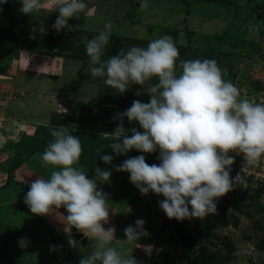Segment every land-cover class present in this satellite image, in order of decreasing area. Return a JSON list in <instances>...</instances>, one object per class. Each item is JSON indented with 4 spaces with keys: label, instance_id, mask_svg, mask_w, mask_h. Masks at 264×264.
<instances>
[{
    "label": "rangeland",
    "instance_id": "rangeland-1",
    "mask_svg": "<svg viewBox=\"0 0 264 264\" xmlns=\"http://www.w3.org/2000/svg\"><path fill=\"white\" fill-rule=\"evenodd\" d=\"M85 2L88 5L86 10L92 9L93 13L91 15L84 13L82 24L75 25L77 30L74 32L52 30L49 24L55 21L46 17L47 15L43 20L37 21L38 16L35 13L46 11L25 14L23 19L17 16L15 24L11 17L17 11L21 12L20 0H8V3L0 5V66L7 64L5 59L9 49L20 44L21 33H26L31 38H39L42 35L45 38L50 31H54L55 37H60L54 44L55 52L48 48L51 52L41 49L40 52L30 55L26 50L18 49L20 57L6 65L7 69L4 72L6 77L0 76V264H79V259L89 254L79 241L75 247L70 246L69 239L76 240L73 232L77 230L71 228L65 214L53 209L52 213L46 216L34 215L24 203V196L29 189L12 180L15 178L25 180L30 185L37 177L50 178V171L53 169L41 165L38 153L28 157L19 169L13 170L10 167L15 143L20 141L21 135L32 134L38 124L55 123L52 127H65L68 116H73L75 120L73 117L69 119L71 128L76 127L75 131L82 133L86 140H90L88 136L94 132L99 134L101 131L112 132L115 129L120 122L113 120L112 117L127 109L125 98L133 97L134 100L149 102L150 97L146 92L139 96L135 95L137 89H142L140 85L133 84L125 93L120 94L116 89L105 85L104 78L93 77L89 72V57L86 54L85 43L81 40L83 36L93 38L89 33L102 31L105 23L111 21L113 31L109 41L111 44H108L115 49L111 56L117 55L120 50L127 52L132 46L145 47L146 43L164 35L171 36L179 49L181 45L186 44L184 30L191 31V42L193 39L197 40V43L193 44L197 52L207 37L215 40V34L229 36L231 40L225 47L228 53L223 59L221 54L220 57L216 56V61L219 66L228 67L230 74L235 76L231 81L240 90L242 99L258 103L262 102L259 99L264 97L262 93L264 17H260L262 21H259V18H246L244 15L238 17L243 11L249 13L253 4L264 5V0H228L229 3L226 4L222 2L216 4L212 0H146V8L134 6L143 0H85ZM236 5L240 7H237L238 13L233 16ZM49 15L51 13H48ZM29 19H34L39 27L30 28L27 25ZM49 20L51 22L48 23ZM11 24L13 27L19 25L21 29L23 27L22 32L19 34L18 29H9ZM43 26L44 34L40 31ZM5 28L8 29L4 30ZM5 31L13 33L16 40L4 37ZM176 31H181L178 38L175 37ZM257 31H263L259 38L256 36ZM250 36H255L254 40L249 41L247 38ZM114 40L118 42L114 44ZM205 55L202 56L200 52L197 54L201 60L208 57ZM109 57L110 55L105 53L102 60ZM153 81H150L149 85L154 84ZM257 87L262 89L257 96L259 98L249 93V90H255ZM16 93H20V96L14 97ZM124 127L126 129L135 127L138 131H143L137 122L129 123L126 117ZM51 140L53 138L48 144ZM90 153L93 155L92 149ZM141 154L145 156L149 165L159 163L156 159L158 152L149 154L136 151L134 156ZM122 162L112 161V164L108 165L97 157L87 165L86 163L83 166L77 165L90 178L96 179L98 187L108 194L109 223L102 226L105 229L114 227V235L118 239L110 246L115 247L123 257L131 255L137 264H158L183 258L185 253L179 237L182 240L187 237L194 239L199 232L192 229L190 222L168 219L158 205V201L164 199L162 195L151 191L147 195H142L130 182L128 172L115 171L112 166ZM95 167L112 169L110 183H105L95 173ZM21 169L23 172H20ZM235 175L236 172L231 169L230 176L234 178ZM240 177L234 188L242 190L247 185V178L243 175ZM251 184L256 186L257 181L251 180ZM233 191L234 189L218 198L217 204L234 216L237 225L212 226L218 237L210 236L198 242L195 248L204 245L209 250L215 251L220 248L223 252L220 240L225 237L235 245L233 257L228 264H264V251L257 250L253 242L246 239L247 235L261 236L262 233L253 230L252 218L234 209L235 200L229 197ZM260 201L264 202V193L260 196ZM251 211L254 213V209L251 208ZM254 218H259V215L254 213ZM137 219L145 221L143 228L149 230L150 234L142 236L136 242L128 241L124 235V228L134 226ZM165 220L170 222L169 229L164 228ZM195 220L203 233L206 232L207 227L203 224L209 223V219L205 217L202 220L198 218ZM178 231L181 234H178ZM21 237L30 241L26 247L19 246L18 240ZM87 237L90 246L94 248L96 239L90 234ZM139 243L153 245L151 253L139 252L137 250ZM50 245L60 247L50 250Z\"/></svg>",
    "mask_w": 264,
    "mask_h": 264
},
{
    "label": "clouds",
    "instance_id": "clouds-1",
    "mask_svg": "<svg viewBox=\"0 0 264 264\" xmlns=\"http://www.w3.org/2000/svg\"><path fill=\"white\" fill-rule=\"evenodd\" d=\"M5 3L8 0H0V5ZM46 3L48 13L58 12L52 25L57 32L76 31L69 21L79 19L88 8L85 0H20L19 10L31 14ZM140 7H147L146 0ZM40 31L43 34L44 29ZM112 31L113 23L108 21L93 38H81L90 74L104 78L105 85L120 94L133 84L140 85L143 91L137 89L135 95L146 92L150 99L147 103L133 100L124 112L116 113L112 119L120 123L112 132H104V139L110 141L108 148L116 155L126 156L130 150L158 152L159 161L149 165L141 154L112 167L117 172H128L130 182L142 195L150 191L162 195L164 199L158 205L168 219L202 220L209 214L217 215L218 198L233 190L240 179L239 174L230 176L235 160L230 153L243 155L250 166H259L264 157V102L242 99L238 87L224 79L226 70L215 59H180L179 49L169 35L102 60ZM154 78L158 82L149 85ZM125 117L129 123L137 122L143 131L133 127L131 135H126ZM50 134L53 140L40 154L41 165L53 169L50 178L32 180L24 203L39 216L63 207L71 228L96 239V246L79 259V264H137L131 255L123 257L110 246L118 239L114 227L102 226L109 223L108 194L77 166L83 151L80 139L64 126L50 128ZM113 159L110 154L100 156L108 165ZM94 171L110 183L112 169L95 167ZM144 223L137 219L134 226H126V239L136 242L147 236ZM18 243L23 248L30 241L21 237ZM77 243L69 239L70 246ZM54 247L60 246L50 245V250ZM143 249L151 253V245Z\"/></svg>",
    "mask_w": 264,
    "mask_h": 264
},
{
    "label": "trees",
    "instance_id": "trees-1",
    "mask_svg": "<svg viewBox=\"0 0 264 264\" xmlns=\"http://www.w3.org/2000/svg\"><path fill=\"white\" fill-rule=\"evenodd\" d=\"M212 2H215L216 4L218 2H222L223 4L229 3L228 0H212ZM262 2V1H261ZM140 5V4H139ZM137 4H134L135 7L139 6ZM190 7V6H188ZM237 7H240L239 5H236L235 10H234V15H236L237 12ZM82 15L83 13L80 14L79 19L73 18L72 20L69 21V24H74V25H79L82 24ZM246 16V18H251V19H258L259 21H262V17H264V5L261 3L260 5L258 4H253L251 5V8L249 9V13H243L239 15L238 17ZM261 17V18H260ZM54 23H50L49 25H53ZM11 24L9 29L15 30V27L12 26ZM8 28H5L6 30ZM52 30H55L53 27H51ZM50 29V30H51ZM6 34L4 37H14L13 33L10 34L7 31H5ZM17 32V31H15ZM22 32V30L19 29V34ZM57 32V31H56ZM89 32V31H88ZM87 32V34H88ZM95 33H89V35L94 36L95 34H99V32L94 31ZM181 32V31H180ZM180 32L176 31L175 37L178 38V33ZM263 31L258 32L257 31V38L261 35ZM183 35L186 40L185 45H181L179 47V54L181 59L187 60V59H201V57H198L197 54L200 52L202 56H204L206 53L208 56V59H215L216 56L220 57V54L222 55V59L225 58V55L228 53L227 48H225L228 45V42L231 40V37L221 35V34H215V40H211L208 37L203 40V46H201V49L195 51L196 46L193 45L197 43L196 39H193L192 42L190 41V35L192 34L191 31L188 32V30L183 31ZM44 34V33H43ZM43 36V35H42ZM39 38H31L28 36L26 33H21V41L20 44H17L16 48H10L9 51L6 53V59L5 61L8 63H11V61H15V59H18L20 57V54L18 53V49L26 50L28 54L32 55L34 53H37L41 49H46L48 52H55L53 48L55 47L54 44L58 42L59 36L55 37V32L50 31L47 36L44 38L43 37ZM18 37V36H17ZM112 37V36H111ZM255 37V36H254ZM253 36L248 37L247 39L249 40H254ZM19 38V37H18ZM18 40V39H17ZM249 40V41H250ZM118 42L117 40H114V44ZM254 42V41H253ZM110 43V42H109ZM111 44V43H110ZM108 44L105 48V53L110 55L114 53V48ZM110 45V46H109ZM147 43L145 44V46ZM144 47V45H141ZM115 47V46H114ZM50 48L51 50H49ZM39 51V52H40ZM262 56L264 57V51L262 52ZM6 63L0 66V73H4L7 69ZM177 64H179V61H177ZM223 64V63H222ZM228 66V65H227ZM220 67L224 70H226V75L224 76V79L226 80H231V78L235 77L230 74L228 67L224 65H220ZM177 74H179V68L177 69ZM237 75V73L235 72ZM154 83L158 82L155 78L153 79ZM153 84V83H152ZM141 87V86H140ZM262 89L257 87L255 90H249V93L258 96L259 93L261 92ZM264 93V92H262ZM20 96V93L14 94V97ZM126 99V108H129L134 100L133 97L131 99L125 98ZM73 117V116H72ZM72 117L68 116V122L66 123V126L70 132V134L77 136L82 144V154L80 156L79 164L80 166L87 165V163L90 161L92 162L95 160V158L100 157L105 154H110L114 156L113 161H116L117 163L122 162L123 159H127L129 157H134V154L136 150H130L128 154L125 155H116L115 153L112 152L110 148H108V144L110 141L105 140L104 136L102 137V134L106 131H101L99 134H95L96 132L92 133V135H89L90 140H86L84 136H82V133L75 131L74 128H71V120ZM73 120L75 118L73 117ZM77 120V118H76ZM54 126L55 123H52L51 125H46V124H38L34 127V131L32 134H22L20 141L15 143L14 146V156L12 158V161L10 163V167H12L13 170L19 169L21 166H23L24 162L27 160V158L33 156L35 153L41 154L43 153L44 149L48 145V141L53 138L50 134V128H56L52 127ZM70 126V127H69ZM73 129V130H70ZM126 129V128H125ZM128 131H126V135H131L130 129L127 127ZM86 137V136H85ZM87 138V137H86ZM52 141V140H51ZM47 144V145H46ZM90 149L93 150V155L90 153ZM91 158V159H90ZM88 163V164H89ZM23 172L21 169L20 172ZM236 172L235 177L240 173ZM13 171L11 172V174ZM18 173H16L17 175ZM7 177L8 174H7ZM10 179V178H9ZM241 179V177H240ZM238 179V180H240ZM12 180V179H11ZM237 180V181H238ZM13 182L20 183L23 188L29 189V184L25 180L21 181L20 179H13ZM236 181V184H237ZM233 194L229 195V197L234 198L235 202L233 203L234 209L239 211L240 213H243L245 216L248 218H252V224H253V230H259L261 231L262 235L261 236H251L247 235L246 239L250 240L253 242L254 248L260 251H264V202L260 201V196L262 193H264V181L257 182L256 186H252L251 184V179L247 178V185L244 189H237L233 188ZM251 208L254 209V213L259 215V218H254V213L251 211ZM207 219H209V223L205 222L203 225L207 227L206 232L203 233L199 225L197 224L195 218L192 220H187L185 221L190 222L192 224V229H194L196 232H199V234L196 237H193L194 239H191L190 237L185 238V240H182L180 237V242L182 245V249H184L185 256L182 258H177L175 261H169V262H159L158 264H228V262L232 259L233 253L235 251V245L231 240L228 238H222L220 240V244L223 247V252L222 249L218 248L215 251L209 250L206 248L204 245H200L198 248H195V245L198 242H202L205 239H208L210 236H216L218 237L215 232L212 230V226H227L229 224H232L234 226L237 225V220L234 219V216L231 213H227L226 209L220 205L217 204V215H212L209 214L206 216ZM200 221V220H199ZM175 222V220H174ZM164 228L169 229L170 228V222L165 220L164 222ZM203 223V222H202ZM178 234H181L180 231H178Z\"/></svg>",
    "mask_w": 264,
    "mask_h": 264
},
{
    "label": "built area",
    "instance_id": "built-area-1",
    "mask_svg": "<svg viewBox=\"0 0 264 264\" xmlns=\"http://www.w3.org/2000/svg\"><path fill=\"white\" fill-rule=\"evenodd\" d=\"M0 76L6 77L7 75H0ZM259 101L264 102V97L260 98ZM230 155L235 157L234 163L231 165V169L236 170L244 177L250 178L252 181H257V182L264 181V157L261 158V162L259 166H250L244 160L243 155L236 153H230ZM145 245H149V244L142 243L139 245V250L143 253H145L143 249V246ZM152 249H153V245H151V251Z\"/></svg>",
    "mask_w": 264,
    "mask_h": 264
},
{
    "label": "crops",
    "instance_id": "crops-1",
    "mask_svg": "<svg viewBox=\"0 0 264 264\" xmlns=\"http://www.w3.org/2000/svg\"><path fill=\"white\" fill-rule=\"evenodd\" d=\"M48 6H49V5L46 3V4L44 5V7H43L40 11H42V12L46 11V9H47ZM35 12H37V11H34V13H35ZM46 12H47V11H46ZM46 12H44V13H40V14L35 13V15L38 16V18H36V20H37V21H38V19L43 20V19L45 18L46 15H47L46 17H48L49 19L51 18V20H54V21L56 20L57 17H56V18H55L54 16L52 17V15L58 16V12H55V11H54V12H51V15H49V16H48V13L46 14ZM86 12L88 13V15H91V13H93V12H92V9L86 10L85 12H83V14L86 13ZM24 15H25V14H23L22 12L17 11V12L11 17L12 22H14L15 24H17V20H16V19H17V16H18L20 19H23V18H24ZM15 17H16V19H15ZM29 20H30V21H29ZM29 20H28V22H27V25L30 26V28L33 29V28H38V27H39L38 24H37L35 21H33L34 19H33V20H32V19H29ZM51 20H49L48 23L51 22ZM19 28H20V25H19V26H15V29H18V30H19ZM43 28L45 29V26H43L42 29H43ZM22 29H23V27H22ZM22 29L20 28V30H22ZM28 29H29V27H28ZM27 59H29V58H27ZM26 62H28V60H26ZM38 77L40 78V76H38ZM142 89H143V88H142ZM142 89H141V90H142ZM77 95L80 96L79 94H77ZM81 95H85V94H81ZM146 230H147V229H146ZM147 232H148V234H150V231H149V230H147ZM139 245H140V243L138 244V247H139ZM137 250L139 251L138 248H137ZM139 252H140V251H139Z\"/></svg>",
    "mask_w": 264,
    "mask_h": 264
},
{
    "label": "water",
    "instance_id": "water-1",
    "mask_svg": "<svg viewBox=\"0 0 264 264\" xmlns=\"http://www.w3.org/2000/svg\"><path fill=\"white\" fill-rule=\"evenodd\" d=\"M61 211L63 214L67 215L66 209L61 207L60 209H57ZM74 237L76 238L77 241L80 242V244L87 250V252L90 254L92 247L89 244V239L87 236H85L82 232L75 231L73 232Z\"/></svg>",
    "mask_w": 264,
    "mask_h": 264
}]
</instances>
